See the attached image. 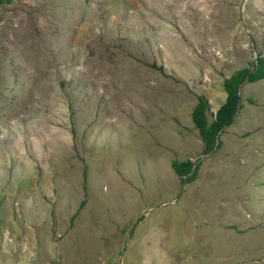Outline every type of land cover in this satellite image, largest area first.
Segmentation results:
<instances>
[{"label": "rangeland", "instance_id": "obj_1", "mask_svg": "<svg viewBox=\"0 0 264 264\" xmlns=\"http://www.w3.org/2000/svg\"><path fill=\"white\" fill-rule=\"evenodd\" d=\"M258 54L264 0H0V264H264V78L191 118Z\"/></svg>", "mask_w": 264, "mask_h": 264}, {"label": "trees", "instance_id": "obj_2", "mask_svg": "<svg viewBox=\"0 0 264 264\" xmlns=\"http://www.w3.org/2000/svg\"><path fill=\"white\" fill-rule=\"evenodd\" d=\"M262 78H264V57L258 54L250 65L235 69L223 79L225 98L213 112L210 120L206 115L209 107L208 100L203 95L198 96L197 102L192 107L191 118L203 142V153H209L220 146L217 133L235 120L239 109V90L242 83L254 82ZM170 164L174 172L179 175L180 182L185 183L195 178L200 162L190 158L181 160L173 158Z\"/></svg>", "mask_w": 264, "mask_h": 264}, {"label": "water", "instance_id": "obj_3", "mask_svg": "<svg viewBox=\"0 0 264 264\" xmlns=\"http://www.w3.org/2000/svg\"><path fill=\"white\" fill-rule=\"evenodd\" d=\"M219 133H220V131L217 133V138H218Z\"/></svg>", "mask_w": 264, "mask_h": 264}]
</instances>
